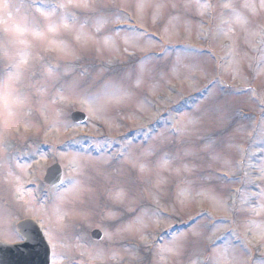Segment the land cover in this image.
I'll return each mask as SVG.
<instances>
[{
  "label": "rangeland",
  "instance_id": "374dc122",
  "mask_svg": "<svg viewBox=\"0 0 264 264\" xmlns=\"http://www.w3.org/2000/svg\"><path fill=\"white\" fill-rule=\"evenodd\" d=\"M86 4L0 0V85L22 47L7 42L11 29L61 25L25 37L29 63L13 86L26 100L0 105V241H12L15 222L50 216L27 184L57 163L64 183L51 193L76 227L52 218L54 264H209L225 244L229 264H264V0ZM121 78L131 95L108 89L101 112L72 92ZM74 111L87 122L73 124ZM27 149L36 160H10ZM174 242L186 244L180 255L166 251Z\"/></svg>",
  "mask_w": 264,
  "mask_h": 264
},
{
  "label": "snow or ice",
  "instance_id": "6c2138e0",
  "mask_svg": "<svg viewBox=\"0 0 264 264\" xmlns=\"http://www.w3.org/2000/svg\"><path fill=\"white\" fill-rule=\"evenodd\" d=\"M85 6L86 0H85ZM64 28H67V23L62 25ZM60 24L48 25L46 30L34 29L31 33L27 27H15L11 29V35L7 38V42L12 45L22 46L20 48L19 54L15 57L16 63L14 65L15 70L4 80L3 84L0 85V105L5 109H11L16 105L23 104L26 100V97L16 91L13 86V81H20L24 76V66L28 65V57L30 55L28 49L31 47V42L26 39L29 34L34 40H40L47 37L49 33L57 32L60 29ZM118 31V30H117ZM135 31V29H133ZM78 41L81 42L84 46H87L92 37L84 32L80 31L77 37ZM110 39V38H109ZM108 43V39L105 40V44ZM152 57H146L145 62ZM71 68L72 66H67ZM139 84V79L137 80V85ZM110 88H115L120 94L121 98H126L131 95L130 85H128L124 78H121L114 82L113 84H106L104 90L96 89H84L82 85L76 83L72 89L74 95H76L81 103H84L91 108H94L97 112H101L105 109V106L110 103L111 96L114 93L108 91ZM191 122V121H190ZM78 155V154H77ZM144 165H141L140 170L144 171ZM65 178L67 174H65ZM69 183L74 187L80 184L79 180L75 178H68ZM53 187H56L58 183H64V179L61 178L60 174H57L56 180L51 181ZM45 193L44 197H40L41 203L44 199L47 198L50 201V216L48 214H41V220L33 222L32 220H24L18 225L17 230H15L9 239L13 241L23 242V248L27 249L29 246L33 250H38L43 252L44 261L43 264H51L52 258V245L53 239L49 238V233L53 232L52 227L50 226L54 222L58 228H67V227H76L75 225L69 226L64 224V218L67 216V212L62 209V201L64 200V195L61 192H56L54 195L50 190L40 189ZM66 235V233H64ZM232 235H235L233 232ZM227 240V237L222 238ZM7 241L4 242L6 244ZM186 244L180 242H174L173 246L166 251L173 256L180 255L181 252L185 249ZM215 254L210 257L209 264H229V257L231 255L228 244L222 249H216V246H213L212 249ZM6 251L3 244H0V264H8V262L3 258V253ZM102 256V253H98ZM235 259V257H233Z\"/></svg>",
  "mask_w": 264,
  "mask_h": 264
},
{
  "label": "water",
  "instance_id": "95a60500",
  "mask_svg": "<svg viewBox=\"0 0 264 264\" xmlns=\"http://www.w3.org/2000/svg\"><path fill=\"white\" fill-rule=\"evenodd\" d=\"M71 119L75 124H82L86 122L87 116L81 112H74L71 115ZM57 174L62 176V171L59 165H55L47 171L45 182L49 186H53L50 182L56 180ZM92 237L95 240H100L102 238V233L96 230L92 233ZM3 245L6 249L3 253V258L8 262V264H43L44 254L41 251L33 250L30 246L29 248L24 249L23 244L13 246Z\"/></svg>",
  "mask_w": 264,
  "mask_h": 264
},
{
  "label": "flooded vegetation",
  "instance_id": "af4514ba",
  "mask_svg": "<svg viewBox=\"0 0 264 264\" xmlns=\"http://www.w3.org/2000/svg\"><path fill=\"white\" fill-rule=\"evenodd\" d=\"M23 219H30V218L27 217V218H23ZM23 219H22V220H23ZM15 230H16V229H14V231H15ZM0 242H5V241H2V240H1ZM20 243H22V242H21V241H13V240H12V241H7L6 244L14 245V244H20ZM126 263H127V264L129 263V264H130V263H132V262H130V261H129V262H128V261H127V262H124V264H126ZM132 264H136V263H132Z\"/></svg>",
  "mask_w": 264,
  "mask_h": 264
}]
</instances>
